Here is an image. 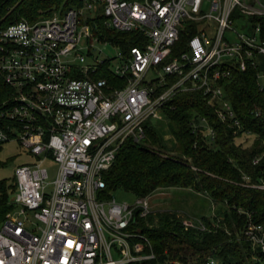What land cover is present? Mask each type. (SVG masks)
Instances as JSON below:
<instances>
[{
	"label": "built area",
	"instance_id": "2783aa9c",
	"mask_svg": "<svg viewBox=\"0 0 264 264\" xmlns=\"http://www.w3.org/2000/svg\"><path fill=\"white\" fill-rule=\"evenodd\" d=\"M264 0H61L0 28V142L16 140L30 160L14 168L13 205L0 221V264H142L154 258L136 225L152 209L149 195L132 202L98 196L102 172L126 137L145 136L144 122L163 117L178 91L201 90L235 139L243 129L223 82L232 68L255 70L264 88ZM128 31L125 54L108 34ZM181 34L186 36L178 44ZM96 43L117 48L99 56ZM106 65L116 79L97 75ZM258 115L259 109H254ZM207 143L216 130L191 119ZM195 144V143H194ZM57 165L48 179L43 165ZM255 161V160H254ZM242 184L264 191V177ZM184 228L204 229L195 216ZM241 234L264 264V222ZM208 257L205 264H216ZM179 264V263H178Z\"/></svg>",
	"mask_w": 264,
	"mask_h": 264
},
{
	"label": "trees",
	"instance_id": "16d2710c",
	"mask_svg": "<svg viewBox=\"0 0 264 264\" xmlns=\"http://www.w3.org/2000/svg\"><path fill=\"white\" fill-rule=\"evenodd\" d=\"M60 1L0 0V28L21 18L34 20L40 10ZM108 35L125 54L136 44L133 33L128 31ZM185 39L181 34L178 44L182 45ZM102 68L97 75L110 82H122L106 65ZM231 73L223 82L225 94L243 129L253 135L249 144L235 141L229 127L216 118L201 90L178 91L162 108L174 142L170 146L164 144L160 126L146 120L145 136L139 141L126 137L112 165L102 172L105 185L98 191L100 197H109L117 188L144 196L161 188L180 187L204 193L215 203L209 215L197 216L204 229L184 228L180 222L182 215L176 209H152L143 217L136 216V225L148 237L155 254L142 264H205L208 257L215 258L216 264H258L254 255L259 253L251 248L241 230L248 221L264 222V191L242 184V175H247L251 182L264 176V88H258L254 69L232 68ZM9 91L0 77V101ZM256 108L258 115L254 113ZM195 115H204L214 126L213 141L207 143L200 131L191 130ZM14 188L13 178L0 179V221L13 206L9 196Z\"/></svg>",
	"mask_w": 264,
	"mask_h": 264
},
{
	"label": "rangeland",
	"instance_id": "374dc122",
	"mask_svg": "<svg viewBox=\"0 0 264 264\" xmlns=\"http://www.w3.org/2000/svg\"><path fill=\"white\" fill-rule=\"evenodd\" d=\"M38 17L39 14L36 18ZM95 45L97 49H101L99 52V56L101 57H104L106 54L113 55L117 51V48L108 43H96ZM155 122L160 126L163 143L170 146L174 142V138L164 122V117ZM252 138L253 135L251 133H245L237 137L235 141L240 142L242 145H246L249 144ZM165 150L168 152V149ZM30 159V154L16 140L3 142L0 150V160L4 162V164L0 165V179L7 178V180H12L14 168L18 164ZM43 165L47 169L48 179L52 180L55 177L57 165L50 159H45ZM263 177V175L260 176V178ZM110 195L117 202H132L135 198V195L131 191L122 188L112 190ZM149 203L153 210L164 208L176 209L179 215L195 217L200 214L209 215L215 204L212 203L204 193L195 192L190 188L180 187L161 188L153 191L149 195Z\"/></svg>",
	"mask_w": 264,
	"mask_h": 264
}]
</instances>
